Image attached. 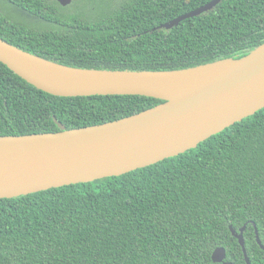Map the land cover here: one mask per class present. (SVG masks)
<instances>
[{"label":"trees","instance_id":"16d2710c","mask_svg":"<svg viewBox=\"0 0 264 264\" xmlns=\"http://www.w3.org/2000/svg\"><path fill=\"white\" fill-rule=\"evenodd\" d=\"M0 0V38L62 65L175 70L238 58L264 43V0ZM163 102L59 96L0 61V136L117 120ZM264 264V108L196 148L128 173L0 199V264Z\"/></svg>","mask_w":264,"mask_h":264},{"label":"water","instance_id":"95a60500","mask_svg":"<svg viewBox=\"0 0 264 264\" xmlns=\"http://www.w3.org/2000/svg\"><path fill=\"white\" fill-rule=\"evenodd\" d=\"M70 5L73 0H57ZM212 0L163 23L171 29L182 20L213 9ZM0 61L37 88L59 96L145 95L163 102L141 112L101 124L24 135L0 136V199L50 188L119 176L177 156L225 128L264 108V43L238 58L175 70H100L62 65L27 52L0 38ZM123 74L85 85L62 84L50 78V67ZM201 80L176 92L184 78ZM258 244L264 249L258 228ZM230 227L242 246L244 231ZM227 251L217 247L212 260L228 264Z\"/></svg>","mask_w":264,"mask_h":264},{"label":"bare ground","instance_id":"6f19581e","mask_svg":"<svg viewBox=\"0 0 264 264\" xmlns=\"http://www.w3.org/2000/svg\"><path fill=\"white\" fill-rule=\"evenodd\" d=\"M37 66H46L50 67V78L56 80L62 84H71V85H85L93 81H107L114 80L124 76L123 74H109L104 72H88L83 70H74V69H61L58 66H53L46 64L44 62H38ZM200 76L194 78H184L176 92L184 89L185 87L190 86L191 84L201 80Z\"/></svg>","mask_w":264,"mask_h":264}]
</instances>
